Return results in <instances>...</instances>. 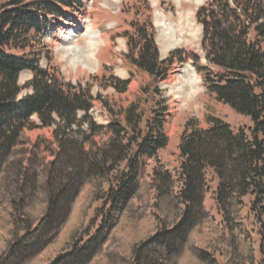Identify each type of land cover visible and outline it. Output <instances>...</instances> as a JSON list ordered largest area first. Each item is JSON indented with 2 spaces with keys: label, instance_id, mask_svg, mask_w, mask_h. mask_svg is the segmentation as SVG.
I'll use <instances>...</instances> for the list:
<instances>
[{
  "label": "trees",
  "instance_id": "obj_1",
  "mask_svg": "<svg viewBox=\"0 0 264 264\" xmlns=\"http://www.w3.org/2000/svg\"><path fill=\"white\" fill-rule=\"evenodd\" d=\"M0 8V220L9 218L12 226L0 264H94L104 255L105 264H181L186 257L198 264H264V0H208L198 9L203 55L193 59L205 87L253 126L235 131L213 119L210 129L187 130L177 167L159 159L169 145L167 108L146 112L138 103L126 109L107 104L109 124L100 128L89 115L95 102L89 89L66 84L39 66L31 50L46 18L56 13L53 3L12 0ZM125 38L126 58L148 77L143 93L153 103L174 61L189 58L181 50L161 56L149 16L132 23ZM25 71L33 78L21 86ZM121 84L126 92L130 82ZM25 89L30 92L21 96ZM79 113L85 115L82 120ZM39 127L54 128L59 148L52 164L36 174L33 187L44 209L34 224L26 203L33 188L26 164L31 159L22 158L21 150L24 131ZM102 132L108 139L98 144L94 137ZM17 162L14 186L10 167ZM209 172L218 180L220 223L204 205ZM84 191L81 223L56 251L59 239L70 233L68 224ZM16 194L23 197L19 209ZM247 198L249 217L258 228L260 260L244 216ZM124 222L134 227L157 222L129 258L106 247L122 234ZM204 236L206 247L198 244Z\"/></svg>",
  "mask_w": 264,
  "mask_h": 264
},
{
  "label": "rangeland",
  "instance_id": "obj_2",
  "mask_svg": "<svg viewBox=\"0 0 264 264\" xmlns=\"http://www.w3.org/2000/svg\"><path fill=\"white\" fill-rule=\"evenodd\" d=\"M12 0H0V7ZM26 3L35 1H44L53 3L56 13L51 17L46 18L43 25L42 35L39 36L36 42L35 49L31 50L34 57L38 58V64L43 69H48L51 73H56L66 84L80 85L83 89H89L95 102L89 115L92 117L97 127L105 128L109 124L110 114L107 109V104L115 109H126L132 103H138L141 109L146 111L150 107L159 109L167 108L165 121V134L169 139V145L159 154V159L162 163H169L173 167H177L179 163V147L180 140L184 133L188 130L210 129L213 119H220L228 123L235 131L242 129H250L253 125L249 118L240 116L229 106H225L218 101L215 95L207 91L204 83V75L199 71V65L195 64L193 55L201 56V43L203 39L202 27L198 24L196 13L198 9L207 4L208 0H199V3L189 2L186 0H22ZM1 9V8H0ZM161 12L164 16L171 18L173 21H178L180 14L190 23L185 22L183 40L186 44L177 47V49L164 53L161 50L164 43L161 37L160 30L157 25V13ZM151 17L156 34V42L163 58H167L171 53L181 50L185 56L189 58L187 61L181 62L178 58L174 61L167 78L159 85L160 94L156 96L153 103L148 102V97L143 93V89L149 82L148 77L139 72L127 60L128 54L127 39L125 32L131 30V24L142 22L147 17ZM77 27V33L73 34L74 38L70 48L79 46V49L86 51L87 39L84 37L86 32L96 34L97 39L100 37L105 42L101 45L98 53V60L93 62L91 72L80 73L73 67L71 62L72 55L76 57L79 63L83 56H76L69 53L67 56L64 53L68 50L62 45L64 37H62L64 29L69 27ZM70 27V28H71ZM83 60V59H82ZM205 65L204 61L199 63ZM189 66L194 70L201 80V87L194 94L186 93L182 99H178L176 91L167 85L178 83V73L185 67ZM181 70V71H180ZM33 78V74L29 71L22 73L19 79V85L26 86ZM129 81L126 92H121L123 88L122 82ZM30 90L25 89L21 96L28 94ZM158 95V94H157ZM85 117L83 113H79V119ZM37 125L40 121L37 117L32 120ZM87 125L83 126L86 130ZM24 134L25 146L21 150L22 158L31 159L26 164L30 168L31 185L33 187L36 174L46 165L52 164L55 160V153L59 147L55 144L54 128H36L33 130L26 129ZM108 139L105 132L99 133L94 137V141L98 144ZM151 166L148 173L151 172ZM19 163L13 164L10 167V180L15 186L19 180L16 179L19 174ZM214 173L208 174V193L205 197L204 205L210 215L219 223L223 220L218 211V206L215 201L216 188L218 180L214 177ZM21 186V185H20ZM22 187V186H21ZM20 188V187H18ZM10 190L14 192L15 187L10 183ZM29 194L31 199L26 201L29 210L34 215V224L39 221L40 215L43 212L44 205H40L38 195L35 193L34 187L31 188ZM86 191L83 192L78 204L74 207L73 219L69 222L70 233H65L58 242L56 251L68 241V235H71L72 228L81 223V210L86 207L84 197ZM16 206L20 208L21 195L16 194ZM249 199H246L248 207L244 211V216L249 217ZM99 206V205H97ZM95 212L92 213V216ZM91 216V217H92ZM22 217L18 221L23 225ZM9 219V218H7ZM0 220V253L8 247L10 231L12 229L9 220ZM37 225H35L36 227ZM127 226V228H126ZM248 229L254 235L255 249L257 250V259L260 260L258 228L253 224V219L249 217L247 223ZM156 223H139L135 227L132 224L124 222V231L117 239L110 241L106 247L115 253L123 254L130 257L131 249L136 243L142 241L155 228ZM208 239L204 236L198 239V244L207 246ZM54 250V249H53ZM106 250V249H105ZM104 254V253H103ZM104 256L97 257L94 264H105ZM46 260L36 261L33 264H45ZM223 264V261H221ZM181 264H198L190 257L184 258Z\"/></svg>",
  "mask_w": 264,
  "mask_h": 264
},
{
  "label": "bare ground",
  "instance_id": "obj_3",
  "mask_svg": "<svg viewBox=\"0 0 264 264\" xmlns=\"http://www.w3.org/2000/svg\"><path fill=\"white\" fill-rule=\"evenodd\" d=\"M154 1V0H153ZM189 2L199 3V0H186ZM178 21H173L171 18L164 16L161 12L157 13V25L160 30L161 37L164 40L162 44L161 50L164 53L177 49L184 44L186 41L183 40L185 29L183 24L185 22L190 23L186 20V18L182 17L180 14ZM71 27V26H70ZM64 29L62 37H64L62 45L65 48H68L64 53L66 56L69 53H72L76 56H79V53L83 58L79 60L77 63L76 57L72 55L71 62H73V67L78 70L80 73L91 72L95 69L92 68L93 62L98 60V51L101 48L102 44L105 42L100 37V41L97 39L96 34L86 32L84 37L87 39V49L86 51H82L79 49V46H75V48H70L74 38L73 34L77 33V27ZM83 59V60H82ZM181 71V70H180ZM179 77V78H178ZM178 83L167 84L172 88V91H176V96L178 99H182L186 93L194 94L201 87V80L198 77L197 73L192 70L189 66L185 67L180 73H178Z\"/></svg>",
  "mask_w": 264,
  "mask_h": 264
}]
</instances>
